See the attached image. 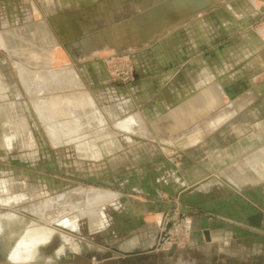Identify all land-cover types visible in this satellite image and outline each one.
<instances>
[{"label": "rangeland", "instance_id": "1", "mask_svg": "<svg viewBox=\"0 0 264 264\" xmlns=\"http://www.w3.org/2000/svg\"><path fill=\"white\" fill-rule=\"evenodd\" d=\"M78 1L71 5L66 2L67 6L59 13L63 16L70 13L68 9L77 6L78 9L83 6L88 8L91 5L100 3V1H103L101 3L106 2V0ZM110 1L113 0L107 2ZM127 1L118 0L109 5L111 16L107 19L110 23L108 27L97 20L99 25L93 27V30L94 32L104 30L103 32L84 39H78L68 45H54L47 27L38 26L45 33L44 45H30V47L35 50L37 47L39 49L44 47L49 51L60 48L63 53L61 62L49 67L43 66L41 68L30 66L26 62L23 63L25 66H29L31 75L34 74L35 69L43 71L44 68V71L50 74L61 71L64 73L74 72L76 75L75 78L71 77L63 84H60L59 81L55 82L62 89L56 88L53 91L51 88L45 87H49L53 83L51 79H44L47 75L43 76L44 80H41L42 82L38 81L37 78L34 83L23 80L19 70H23L24 67H19V64L16 63L18 59L14 54L17 45H19L15 40L19 36L14 33L20 32V28H25L23 30L29 29V33L33 34L31 31L35 29L36 20L42 19V16L37 17V11L34 10L38 5L41 11L45 9L43 0H0V35L9 38L6 47L0 46V87L2 88L0 90V106H11L16 121L21 124L18 135L11 137L12 143L10 146L0 144V216L18 215L25 221L14 225L12 228H7L6 234L9 236L10 232L13 231L16 233L17 238L27 230L33 229V225L39 224L43 227H51L60 223L63 230L59 228L61 230L58 232L59 234L43 240L46 243L45 247L47 246L46 250L42 251V256H45V258L54 257L65 244H67L64 249L65 253L71 255L84 253L87 251L84 250L86 243H88L86 240L90 242L86 237L92 239L99 246L105 244L117 245L116 241H109L115 236L109 234L106 230H100L105 227L106 215L109 217L108 220L112 224V228L114 224L115 228H118L117 233L119 234L125 233L124 229L136 225V220L129 215L131 211L123 209L124 207L129 208V204L136 203V200L140 198L137 193L138 179L130 175L132 172L137 173L140 170L149 171L152 176L156 175V185H166L165 189L160 188V191L163 192L162 195L155 196L156 200L166 202L169 206L167 215L177 208L181 213L187 215V211H191L189 216L201 211L206 214L207 218L230 224L233 228H242L224 216L194 208L190 205L192 200H185L180 193L181 189L193 190L196 186H189L186 183L184 175L182 176L186 169L189 168L195 171L199 167L204 171L212 172L211 169L207 168V165L198 161V156H196L198 154L197 147H173L172 154L165 156L164 154L169 152L165 147L125 145L122 149L129 154L133 150L141 155H151V153L156 152L162 154L157 157L156 162H129L131 166H128V169L120 170L119 174L116 172L111 177L105 175L107 163L104 160L101 161L102 152L112 153L111 146L115 143L111 145L110 143H117L118 140L114 138L111 141L100 143L103 134H105V139L117 134L111 131L110 135H106L108 132L107 127L102 128L107 119L101 107L99 108L102 101L99 94L105 91L107 86L123 89L120 85L126 87L138 82L146 84L149 81L152 83V89L168 90L173 87L179 90L196 91L205 88L212 81L223 86L224 81L229 76L235 80L233 82L235 85H232L231 88L234 94H240L251 87L255 92H260L264 89L262 80L245 84L237 77L242 76L244 67L250 58L264 51V45H258L261 31L264 30V0H227L218 6H211L210 11L203 12L200 21L197 18L195 20L191 19L184 25L178 26V29L174 30L172 34L169 33L168 36L170 37L167 38L165 44L137 45L136 42L132 41H124V44L120 41L121 44L118 45V41L113 39V33L127 22L138 18H147V29H150L149 32H154L162 26L158 23L165 21V16L169 15L170 17H168L173 20H185L186 14L192 13L195 7L191 4L188 5L185 0H138L135 4L136 12L134 16L136 18L132 19L134 16L127 17V14H124L135 10L132 6L129 7ZM251 1L256 3V7ZM256 9L263 12L258 17H252L251 13ZM93 11L99 13L102 8L95 7ZM31 12H33L34 18L31 17ZM48 14L46 24L49 23L53 26V14L51 12ZM128 19L130 20L122 23L123 20ZM12 29L14 33L11 32ZM36 32L41 34L38 28H36ZM31 38L35 37L31 36ZM169 40L172 42L170 43ZM77 45L79 47H76ZM23 46L29 48V45ZM28 48H25L24 51L27 52ZM94 62L104 65L102 67L106 70L109 79L107 85L101 82L93 85L86 79V68L84 67L86 63L89 65L87 67H91L90 65ZM123 66L133 72V80L130 82H124L113 76V73L117 69H122ZM92 69H95V67L93 66ZM165 78H167L166 83L163 82ZM231 100H229L226 110L229 111L232 108L235 110L234 108L237 106L238 111L242 112L243 109H240L242 106H239V102L241 104L243 100H237L234 103H232L234 99ZM256 101L255 99L250 105L251 109L257 107ZM141 103L139 108L144 111L143 108L148 106V101L146 99ZM209 104L211 106L212 102L209 101ZM109 109L108 107L105 110L110 115V121H115L116 119L113 118H117V113L114 111L111 116V110ZM134 116L140 118L138 114ZM124 118L122 117L120 122L128 120H123ZM117 124L118 122L115 123V127L120 132L142 134L137 126H135L136 129L133 128L134 132H129V130L118 127ZM139 124L142 125L141 122ZM155 167L157 173L153 170ZM202 172L201 170V175ZM195 177L193 182L199 179V177ZM223 179L226 181H223ZM217 180H222L225 184L228 183L227 185H231L239 191L245 189L248 185H254L253 189L246 193H234L229 196L234 198L249 196L252 198L253 204L256 205V209L264 214V180L263 182L245 184L239 174H236L234 178L226 175L218 176ZM213 181L215 180H210V182ZM255 185L261 186L255 187ZM123 188L126 189V193H121V198L116 193L119 195L117 198L98 208L97 211L99 215L101 214L103 225L98 230L99 232L92 231L90 218L80 215L81 209L89 207L87 201L91 199L79 190L95 189L107 192L108 189L121 191ZM69 194L71 196L68 199ZM116 200L117 202H115ZM75 216H77L79 225L77 222L76 224L69 222V218ZM163 218V223H168L167 218ZM187 220L185 219L186 230L188 228ZM88 222L92 234L89 232ZM112 228L109 229L112 230ZM262 232L259 234L253 230L252 236H247L249 237L247 241H234L231 248L238 254L236 256L218 252L220 250L219 246L214 244L215 246L213 245L210 248L209 258H206L207 264H264V230ZM186 235L185 243L187 244V232ZM75 239L82 240L80 252H74L71 245L76 244V242H73ZM203 241L205 243L210 242V238L206 237ZM14 243L15 241H12L10 245L1 246V248L6 253ZM88 244L93 249V245ZM160 247L166 249L165 243ZM33 256H36V253ZM33 256H30L33 262L27 264H76L75 262L79 264L78 260L80 259L88 260L85 264H91L92 258L105 264L99 256L92 254L83 255L72 261L73 263L71 261H60L64 258L59 259V262L49 263L44 258L36 260ZM65 259L69 258L66 257ZM0 264L13 263H10L6 255L0 251ZM16 264L23 263L16 262Z\"/></svg>", "mask_w": 264, "mask_h": 264}, {"label": "crops", "instance_id": "2", "mask_svg": "<svg viewBox=\"0 0 264 264\" xmlns=\"http://www.w3.org/2000/svg\"><path fill=\"white\" fill-rule=\"evenodd\" d=\"M107 1L108 0H106L105 3H101L103 1H100V3L93 6L91 5L88 8L83 6L84 8L80 7V9H78V4L76 3L77 7L68 9L70 13L62 16L60 13L63 8L67 6L65 4L66 2L71 5L79 1L43 0L45 5L43 6L47 11L45 9L41 11L39 5L37 6L36 4L37 8L34 11H37V17L42 16V19L36 20L35 29L31 31L33 34L31 35V33H29V29L23 30L25 28H20V32L15 33L12 29L11 32L20 37V40H18L19 45L21 43V45H28V43L32 45H44L43 40V44L41 43L42 31L38 26H46L54 41V45H68L78 39H84L103 32L104 30L94 32L93 27L97 24L99 25L97 20L103 22V24L108 27L110 23L107 19L111 16L109 5L118 0ZM136 1L138 2V0L127 1L129 7L132 6L135 9L129 13L123 12L127 14V17L131 15L134 16L136 12ZM185 2L188 5L191 4L195 6L192 13L186 14L185 20H173L169 18L170 16L168 15L169 17L165 16V21H160L158 23V25L162 24V26L157 31L149 32L150 29H147L148 25H146L147 18H138L127 22L121 28L115 30L113 39L118 41V45L121 43L124 44V41L136 42L137 45L165 44L167 38L170 37L168 35L178 29V26L184 25L187 21H191V19L195 20L197 18L200 21L202 14H204L203 12L210 11L208 8L204 11L198 8L201 4H204L205 0H185ZM252 3L256 7V3ZM220 4L222 3L216 5L218 6ZM95 7H101L102 11H99V13L94 12L93 8ZM210 7L211 6H209V8ZM257 9L252 11V17H258L259 14H262L261 12L263 11L259 12ZM260 9L262 10V8ZM104 10L105 14L103 13ZM45 12H51L53 14V26L49 25V23L46 24V18L49 14H45ZM31 17L34 18L33 12H31ZM135 18L134 16L132 19ZM129 20L130 19L123 20L122 23ZM20 26H22V24H20ZM36 28L41 31V34L36 32ZM157 34L158 36L153 38V36ZM31 36L35 38H31ZM27 38L30 39V41L27 42ZM169 41L170 43L172 42L171 40ZM19 45H17V49ZM258 45H264V30L261 31ZM76 47L79 46L77 45ZM42 49L45 48L42 47ZM16 58L18 59L16 63L19 64V67H24V69L19 70V72L22 74L23 80L25 81L28 80L34 83L36 78L40 82L44 79H51L53 80L52 85L45 87L51 88L54 91L56 88L62 89V87L60 85L57 86L55 82L59 81L60 84H63L64 81L69 79L65 76L66 73L64 72L59 71L55 74H50L44 71L45 68L43 71L35 69L34 74L31 75V69L23 63L26 62L30 66L41 68L43 65L39 63H29L27 60L23 61L17 55ZM87 66L89 65L86 63L84 67L86 68L85 77L89 80L90 84L93 83V85H96V83L101 82L107 85L109 83L106 70L102 67L104 65L94 62V64L90 65L91 67ZM93 66L95 69H92ZM26 70L29 71L27 72ZM69 73L73 74L72 76L75 75L74 72ZM59 74H62L61 76L65 78L56 79V77L60 76ZM43 76L46 77L44 78ZM237 78H239L241 82H245V84L256 83L260 80L264 82V51L250 58L244 67V73ZM166 81L167 78H165L163 82L166 83ZM234 81L235 80L229 76V78L224 81L223 86L212 81L205 88L196 91H188L187 89L179 90L173 87H170L168 90L158 88L152 89V83L150 81V84L149 82L146 84L143 82L140 84V82H138L126 87L119 84L123 89L107 86L105 91L99 94L102 100L99 108L101 107L107 119L102 128L107 127L108 132L106 135H110L112 133L111 131H114L117 135L111 138L106 137L105 139V134H103L104 136L101 137L100 143L108 142L115 138L118 140L116 143L118 150H113L112 153L102 152L101 161L104 160L107 163V168L104 173L108 175V177H111L115 175L116 172L119 174L120 170L124 168L128 169V166H131L129 162H156L158 159L157 157L162 154L156 152L153 154L151 153V155H141L139 152L135 153L134 150L129 154L122 149L125 145L165 147L169 150L168 154H164L165 156L172 154L173 147H197L198 154L196 156H198V161L207 165V168L211 169L212 172L207 170L204 171L199 167L195 171L189 168L186 169L184 174H182V176L184 175L186 183H188L189 186H196L193 190L181 189L180 193L185 200H192L190 205L194 208L196 207L203 211L224 216L237 223V226L245 229L238 227L233 228L230 224L207 218L206 214L201 211L192 212L193 214L189 216L191 211H187L188 215L184 213L186 220L189 219L187 220V244L182 248L175 247L169 251L161 247L154 250L158 243V236L165 225V222L163 223V217H166L169 212L167 203L156 200L155 195H162L163 192L160 191V188L165 189L166 185H156V175L152 176L149 171L140 170L137 173L132 172L130 174L131 177L138 179L139 185L137 193L140 195V198L137 200L135 199L136 203L129 204V208L124 207L123 209L125 211L126 209L131 211L129 215L136 220V225L124 229L125 233L119 234L117 233L118 228H115V224L112 228V224H110L108 220L109 217L106 215L105 227L101 229L103 225L102 217L101 214H97L99 217L96 215V222L89 219L92 231L99 232V229H101L100 231L106 230L109 234L115 236V238L109 241H116L117 245L105 244L99 246L95 244L92 239L86 237L90 240V242L87 240L86 242L91 243L93 249L87 250L80 255H78L79 253H74L73 255L68 254L69 259H66L65 262H72L83 255L87 256L92 254L99 256L102 259L101 261L105 264H207L206 258H209L210 248L214 244L219 246L220 250L218 252L236 256L238 254L231 248V244L234 241H247L249 239L247 236H252L253 230L259 234L264 230V214L256 209L257 207L253 204L252 198L249 196H240L238 198L229 196L234 193H246L253 189L254 185H248L245 189L239 191L231 185H227L228 183L225 184L223 181L226 180L224 179L223 181H216L218 176L226 175L234 178L236 174L242 177L243 183L245 184H249V182L250 184H253V182H263L264 180V89L260 92H255L251 87L249 90H245L240 94H234L233 91H231L232 85H235L233 83ZM0 90H2L1 87ZM254 98L257 100V107L251 109L250 105L255 100ZM146 99L148 101V106H144V111H142L139 105ZM229 100L233 101L232 103L237 100H243L241 104L239 102V106H242L240 109H243V111H238L236 108L237 106H235V110L232 108V110L227 111ZM209 101L212 102L211 106L210 104L208 105ZM108 107L110 108L109 110H111V116L114 111H116L117 118H113L116 119L115 121H110V115L107 114L105 110ZM136 114H138L141 119L134 116ZM122 117H125L123 120L129 117L131 118L124 122H120L122 121ZM117 122L118 127L124 128L127 125L130 129L129 132H134V126L138 124L137 127L142 131V134L120 132V130L115 127V123ZM140 122L142 123L141 126L139 124ZM111 143L114 144V142ZM156 167L153 169L155 173H157ZM201 170L203 171L202 175L200 174ZM195 176L199 177V179L193 182L195 181L193 179L196 178ZM213 179L216 182H210V180ZM258 186L261 185H255V187ZM122 190L116 191L108 189V191L114 192H111L114 195L112 200L119 195L121 198V193H126V189L123 188ZM112 200L105 202L103 205ZM115 202H117V200ZM78 222L77 220V224ZM88 224L89 232L92 234L90 223L88 222ZM109 228H112V230ZM206 237L210 238V242L205 243L203 241ZM81 241L82 240L78 239L73 241L79 245L78 252L81 251L80 247L82 248V246H80L82 244ZM88 243H86V245L92 247ZM72 247L74 250V244H72ZM133 252L140 253L126 254ZM86 262H88V260H78L79 264H85ZM75 263L77 264V262Z\"/></svg>", "mask_w": 264, "mask_h": 264}, {"label": "bare ground", "instance_id": "3", "mask_svg": "<svg viewBox=\"0 0 264 264\" xmlns=\"http://www.w3.org/2000/svg\"><path fill=\"white\" fill-rule=\"evenodd\" d=\"M207 1H209V2H207ZM223 1H225V0H205L204 4H201L198 8L200 10L204 11V10H207V8L209 9V6H213V5L222 3ZM40 30L42 31V40L45 41L44 30L42 28H40ZM43 36H44V38H43ZM157 36H158V34L153 36V38H156ZM8 39L9 38H5L2 35H0V46L6 47L8 45L7 44ZM13 40H14V38H13ZM15 40H17V42H18V40H20V39H19V37L18 38L16 37ZM28 41H30V39L27 38V42ZM21 44L19 45V48L15 51V54L19 58H21L23 61L27 60V62H29V63H34V64L39 63L45 67L46 66L49 67L51 65L59 64L62 60V53L63 52L60 50V48H54V50L49 51V50H46V48L45 49H42V48L39 49V47H37V48L35 47L36 48V50H35L34 48L32 49L30 47V45H32L30 43H28V45L30 44L29 48L24 47L23 45L21 46ZM25 48H28L27 52L24 51ZM61 75L59 77H56V79L65 78V77H62ZM72 75L73 74H71V73L65 74V76L67 78H71V77L75 78L76 77V75H74V76H72ZM20 128H21V124H20V122L16 121L13 108H11V106H9V107L8 106H0V144L2 146H7V147L10 146L12 143L11 137L13 135H18ZM124 128L127 130H130L127 125ZM134 129H136V127ZM114 143H115V145L111 146L112 150H114V149L116 150L118 148L116 142H114ZM111 144H113V143H110V145ZM79 192L85 193V195L86 196L88 195L89 198L91 199V200L86 199V200H88L87 202H89V203H87V204H89V207L88 208L86 207V209H81L80 215L89 217L91 220H94V221H95V219H97L96 217L98 216L97 215L98 214V211H97L98 208L101 207L105 202L112 200V197L114 196L111 192H108V191L105 192L104 190L99 191V190H95V189L94 190H84L83 189V190H79ZM82 193H80V194H82ZM71 194H69L68 199L71 196ZM82 195H84V194H82ZM86 206H88V205H86ZM75 209H76V207H75ZM69 219H70L69 222L76 224L77 216L69 218ZM22 222L24 223L25 221L22 220L21 217H19L18 215H14V216L13 215H10V216L1 215L0 216V251L4 255H6L7 260L10 263L16 264V262H19V263L27 264V263L33 262V261H31L30 256L31 255L33 256L35 253H36V256H33L34 259L41 260L42 258H44L49 263L57 262L61 258H64V259H62L60 261L66 260L65 258L68 257V253L67 252L65 253L64 249H65V246L67 244L63 245L64 247H61L60 250L58 249L59 252L57 251V254L54 257L45 258V256H42V251L44 252L46 250V247H47V246L45 247L46 243L43 240L44 239L47 240L48 238H52L56 234H59L58 232L61 231L60 229L63 230V226H60L61 225L60 223L56 224V226H51V227H48V226L43 227L39 224L33 225L32 226L33 229L27 230L24 234H22L18 238L16 237V233L13 231L10 232L9 236L6 234L7 228H12L14 225H16L18 223H22ZM56 222H57V220H56ZM15 238H17V239H15ZM12 241H15L14 245L9 247L7 252L5 253L4 250L1 248V246H8V245H10V243ZM158 247H160V245ZM78 249H79V245L74 244V251L78 252ZM90 249H92V247H89L86 245L85 250H90ZM95 260H97V259H95Z\"/></svg>", "mask_w": 264, "mask_h": 264}, {"label": "built area", "instance_id": "4", "mask_svg": "<svg viewBox=\"0 0 264 264\" xmlns=\"http://www.w3.org/2000/svg\"><path fill=\"white\" fill-rule=\"evenodd\" d=\"M114 77H118L119 80L124 82H130L133 80V72L131 69L124 67L121 69H117L113 73ZM168 223L171 224V228L169 231L168 238L164 241L166 245V250H171L173 247H182L185 246L186 243V226H185V219L183 213L180 212L179 208L173 210L170 214L166 216ZM91 264H102L100 261L95 260L92 258Z\"/></svg>", "mask_w": 264, "mask_h": 264}, {"label": "water", "instance_id": "5", "mask_svg": "<svg viewBox=\"0 0 264 264\" xmlns=\"http://www.w3.org/2000/svg\"><path fill=\"white\" fill-rule=\"evenodd\" d=\"M170 228H171V224L165 222L164 228L161 231L160 235L158 236V243H157V246L155 247V249L158 248L159 245H162L164 243V241L168 238ZM136 253H140V252L126 253V254L129 255V254H136Z\"/></svg>", "mask_w": 264, "mask_h": 264}]
</instances>
